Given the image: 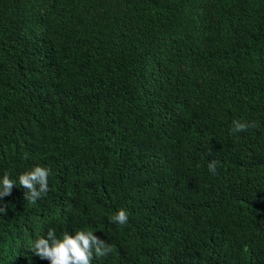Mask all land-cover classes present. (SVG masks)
Listing matches in <instances>:
<instances>
[{"label": "trees", "instance_id": "obj_1", "mask_svg": "<svg viewBox=\"0 0 264 264\" xmlns=\"http://www.w3.org/2000/svg\"><path fill=\"white\" fill-rule=\"evenodd\" d=\"M5 172L0 264H50V228L112 246L92 264H264V0H0Z\"/></svg>", "mask_w": 264, "mask_h": 264}, {"label": "clouds", "instance_id": "obj_2", "mask_svg": "<svg viewBox=\"0 0 264 264\" xmlns=\"http://www.w3.org/2000/svg\"><path fill=\"white\" fill-rule=\"evenodd\" d=\"M232 134L245 132L249 128H255V122H242L233 120ZM28 158V153L24 154ZM218 161L211 160L208 169L215 174ZM51 169L43 166H34L31 170L19 175L18 185L25 189L24 199L30 204H35L38 199L46 194L49 188V176ZM17 182L10 178V173L5 172L0 179V198L10 196ZM0 213L7 214L6 207H0ZM111 223L126 225L129 213L121 208L116 214L109 218ZM32 253L42 260L50 261V264H92L94 258L106 257L112 246L105 240L100 239L92 231L80 230L75 235L65 232L62 238H58L54 229L47 231L46 237L38 238L30 247Z\"/></svg>", "mask_w": 264, "mask_h": 264}]
</instances>
